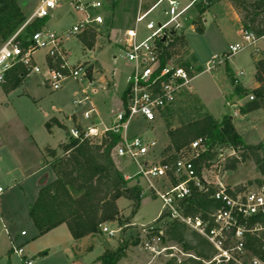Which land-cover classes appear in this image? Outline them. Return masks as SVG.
Masks as SVG:
<instances>
[{"label": "rangeland", "instance_id": "rangeland-1", "mask_svg": "<svg viewBox=\"0 0 264 264\" xmlns=\"http://www.w3.org/2000/svg\"><path fill=\"white\" fill-rule=\"evenodd\" d=\"M16 1L26 21L41 0ZM100 1L103 2L105 11L97 13L105 17L106 24L100 31L89 29L72 37L65 41L64 48L71 66H87L88 78L91 80L96 76L100 84L106 86L91 99L102 115L109 113L114 116L123 111L120 96L126 89L130 71L125 61L120 58L114 60V56L122 54L118 39L133 25L137 1ZM181 1L185 5L190 2ZM229 4L226 0H215L203 15L198 16V19L203 21V32H197L195 25L194 28L187 27L185 31L188 45L181 46L178 63L190 62L191 56H194L197 60L194 63L195 68L201 69L196 70L191 91L182 95L171 111L157 118L151 127L141 119L131 120L129 135H139L156 142L150 161L176 160L180 152L174 153L167 144L169 129L207 115L216 119L226 115L232 117L236 130L247 144L257 145L264 141V111H256L251 116L242 115L239 108L249 101V97L239 99L238 96H230L237 85L249 91L255 88V60L262 58L264 43L257 45L259 51L250 46L226 58L230 45L243 43V35L235 21L234 12H237L234 8L233 12L232 5ZM196 16L195 8L188 12V18L193 24ZM237 16L240 18L238 14ZM79 18L80 15L74 13L70 5L65 4L46 20V30L61 33ZM3 43L0 40V46ZM44 56L43 50L35 54V59L41 67L40 73H30L9 94L0 87V187L3 189L0 196V213L8 230V234L4 233L0 224V264H23L21 259L11 252L10 239L16 247L24 249L33 264H65L64 253L65 248H68L65 235L69 241L71 239L66 226L57 232L38 236V230L30 217V207L37 198L41 182L44 180L45 184H49L54 179V172L45 161V147L59 151L60 144L66 140L67 132L64 128L55 129L53 134H49L45 122L52 117L64 120L66 129L70 132L73 125L66 119L67 116L76 113L77 117L84 121L83 113L89 106L86 103L77 106L74 101L81 96V87L85 88L87 82L68 80L61 90L52 91L45 82L48 75ZM214 57H218L217 66L211 71H206L207 63ZM228 69L231 71L230 77L227 74ZM240 71L244 72V76L239 77V84H236L234 76ZM91 121L97 124L94 118ZM237 155V152L228 147L217 148L216 159L209 166L201 168L203 180L210 184L222 182L231 187L264 183V175L259 173L251 161L240 164L235 171L225 170L227 159ZM137 170V167L132 165L126 169V173L136 181ZM140 185L144 191L146 185L141 178ZM118 201V207L124 217L119 218V222L131 219L138 227H127L114 222L108 227L111 230L122 228L117 237L110 239L102 233L97 236L100 242L111 250L117 249L121 243H129L128 257L120 260L118 264H165L171 256L180 260L187 258L188 255L173 244H163L158 239H147L150 229H164L170 221L168 218L158 221L162 207L159 199L149 196L145 191L138 208L132 207L125 198ZM141 225L144 227H140ZM22 232H25L24 236L21 235ZM97 247L93 255L101 253ZM168 250H171L172 254H168Z\"/></svg>", "mask_w": 264, "mask_h": 264}, {"label": "built area", "instance_id": "built-area-1", "mask_svg": "<svg viewBox=\"0 0 264 264\" xmlns=\"http://www.w3.org/2000/svg\"><path fill=\"white\" fill-rule=\"evenodd\" d=\"M133 25L127 28L118 39L120 56L129 66L127 84L122 94L123 111L113 117L109 127L99 128L91 120L98 115L91 97L97 95L105 86L94 77L88 78V67L77 68L70 65L64 48L65 41L86 32L89 29L100 31L105 25L104 16L97 11L104 10L100 0H41L31 16L20 28L0 46V87L7 81L9 73L18 64L23 65L28 75L40 73L41 67L35 59L39 50L45 51L44 63L48 78L45 80L52 91H58L68 80L82 82L81 96L74 101L75 105L87 104L89 109L83 118L89 124L70 131L75 139H86L92 143H100L107 133L119 135L121 140L112 149V157L131 162L137 167V184L140 178L144 181L146 193L162 203L160 216L169 220L178 219L191 229L204 236L216 251L212 262L216 264L233 262L235 264H264V260L253 256L246 250V235H258L264 230L260 222L249 225L256 218H264V183L244 184L235 187L222 182L206 183L198 174L195 161L206 152L204 140L199 138L187 149L180 151L174 161H150L151 153L156 147L155 141H149L139 135L128 134L132 119H141L152 125L157 118L170 111L182 95L191 91V83L196 76L194 63L185 66L178 63L182 47L176 40L185 36L187 27L194 28L188 18V12L199 2L206 0H190L184 4L181 0H136ZM68 4L80 18L69 29L61 33L48 31L44 28L25 36L27 28L37 20H48L53 13ZM243 43L230 45L226 58L243 51L247 47H256L264 43V35L256 37L243 32ZM257 51L258 48H257ZM256 59V58H255ZM188 62V61H187ZM186 62V63H187ZM218 64V57L207 63L206 71H211ZM244 72L237 73L235 83ZM253 100V96H249ZM211 164V162H209ZM141 186V185H140ZM210 186L215 187L212 198L219 207L209 215L208 221L199 217L184 218L180 212L181 201L192 195L193 189L207 192ZM3 189L0 187V196ZM3 231L8 234L7 225L0 216ZM121 228L111 230L104 224L102 234L113 239ZM22 236L25 232L21 233ZM11 251L23 264H33L23 248L15 246L10 239ZM148 247V246H147Z\"/></svg>", "mask_w": 264, "mask_h": 264}, {"label": "trees", "instance_id": "trees-1", "mask_svg": "<svg viewBox=\"0 0 264 264\" xmlns=\"http://www.w3.org/2000/svg\"><path fill=\"white\" fill-rule=\"evenodd\" d=\"M214 1H201L195 5L197 16L194 25L197 32H203V21H200L198 16L203 15ZM226 1L240 16L243 32L251 33L256 37L264 35V0ZM24 21L23 11L16 0H0L1 42L11 37ZM45 24L46 20L35 21L27 28L25 36L41 30ZM176 42L182 47L188 45L185 36L178 38ZM196 61V58L191 56L190 62L183 64L189 66V63ZM196 70L201 71V69ZM227 74L228 77L231 76L229 69ZM27 76V69L18 64L9 73L3 86L7 90H13ZM254 81L257 87L251 91L237 85L230 95L238 96L239 99L253 96V100L247 101L239 108L242 115L258 110L264 111V52L262 58L255 60ZM55 126L63 127L56 119L46 123L48 131ZM76 127L81 130V126L76 125ZM167 134L169 148L174 153L180 152L199 138L204 140L206 152L195 161L199 175L202 167L209 166V162L216 159L219 147H228L238 153L237 156L227 159L224 165L226 171H235L240 164L251 161L256 165L259 173L264 175V141L257 145L247 144L244 137L236 130L233 118L230 116L216 119L207 115L174 129L170 128ZM120 140L119 135L112 133H107L100 143L70 137L66 144L60 146L61 155H58L57 150L49 146L45 147V158L49 160L48 165L54 172L55 179L49 184L42 185L37 199L30 207V217L38 230V236H43L63 224L67 226L75 240L98 236L102 233V225L119 222L120 210L117 201L120 198L127 199L134 208L139 207L143 199L141 186L137 183L130 185L131 179L125 177L112 157V149ZM163 160L169 161V159ZM214 192V186H210L207 192L194 188L192 195L180 203L182 217L191 219L199 217L204 222L208 221L209 215L219 207V203L212 198ZM164 218L162 215L158 221ZM256 222L264 224V218L253 219L249 225L252 226ZM129 223V220H125L120 224L125 226ZM147 239H158L163 244H173L188 255L183 260L171 256L165 264H216L212 262L216 251L208 240L178 219L170 220L164 229H150ZM245 246L253 256L264 260V230L258 235L247 234ZM128 247L129 243L125 242L119 244L115 250L106 249L98 261L101 264H118L120 260L127 258ZM167 253L172 254L171 250Z\"/></svg>", "mask_w": 264, "mask_h": 264}, {"label": "crops", "instance_id": "crops-1", "mask_svg": "<svg viewBox=\"0 0 264 264\" xmlns=\"http://www.w3.org/2000/svg\"><path fill=\"white\" fill-rule=\"evenodd\" d=\"M106 1V0H105ZM107 1H109V0H107ZM110 1H112V2H114V3H116V2H118V1H120V0H110ZM230 5V4H229ZM231 6V5H230ZM136 8V7H135ZM231 8L233 9V7L231 6ZM104 11H105V7H104ZM233 12H234V9H233ZM234 15H235V21L238 23V25H239V28H240V33L242 34L243 33V29H242V25H241V22H240V18L237 16V14L234 12ZM105 18V17H104ZM134 20V19H133ZM132 20V21H133ZM48 22V21H47ZM47 22H46V24H47ZM46 24L43 26V28L44 29H46ZM105 24H106V19H105ZM129 28V27H128ZM94 57V56H93ZM115 57V56H114ZM196 58V57H195ZM95 79H97V81H98V78L96 77V76H93ZM98 82H100V81H98ZM107 82V81H106ZM101 85H102V83H101ZM103 86H105V85H103ZM257 86V84H255L254 85V87H256ZM2 88H3V90H4V92L6 93V94H9V93H11L13 90H7L3 85H2ZM105 88H106V86H105ZM105 88H103V89H101V90H104ZM100 90V91H101ZM121 98H122V95L120 96V100H121ZM242 104V103H241ZM241 106H243V105H241ZM94 107H95V105H94ZM95 109H96V111L98 112V115L97 116H94L93 118L96 120V122H97V126L99 127V128H104V127H109L110 125H111V123H112V121H113V117L114 116H112V115H109V113H107V114H104V115H102L98 110H97V108L95 107ZM259 111V110H258ZM255 112H252V113H250V114H246V115H248V116H251V115H253ZM51 119H56L57 121H59L61 124H62V128H59V127H57V126H55V127H53L50 131H48L49 132V134H53L54 133V130L55 129H61V130H64L65 129V131L67 132L65 135H66V140H65V142H63V143H61L60 144V146L61 145H63V144H66L67 142H68V139L71 137V136H69V137H67V134H69L70 135V132H68L67 131V129H66V124H65V121L64 120H60V119H58V118H56V117H52V118H50V119H48L46 122H45V127H46V123L47 122H49ZM66 119H68L71 123H72V125H73V128H75L76 127V125H79V126H87L89 123L86 121V120H84V121H81L78 117H77V115H76V113H72V115L71 116H67L66 117ZM84 119V118H83ZM94 123V122H93ZM149 125V124H148ZM150 126V125H149ZM151 127V126H150ZM64 128V129H63ZM130 136H134V135H130ZM167 144H169V139H168V141H167ZM60 146H59V148H60ZM56 150V149H55ZM57 153H58V155H61L62 154V152L60 151V149H59V151L57 150ZM114 159V161H115V163H116V165L123 171V173H124V175H125V177L127 178V179H131V182H130V185H134L135 183H137V180L136 181H134L132 178H130L131 176L130 175H128L127 173H126V169L128 168V167H132V163L131 162H129V161H125V160H118V159H115V158H113ZM46 162H47V164H48V162H49V160L47 159V160H45ZM54 179H55V174H54ZM53 179V180H54ZM52 180V181H53ZM51 181V182H52ZM43 184H45V181L43 180L42 182H41V187H42V185ZM40 187V188H41ZM40 188H39V191H40ZM39 191H38V194H39ZM38 196V195H37ZM37 199V198H36ZM118 202L119 201H117V206H118ZM130 203V202H129ZM130 205H131V203H130ZM132 206V205H131ZM119 208V207H118ZM120 210V209H119ZM0 216L3 218V220H4V217L2 216V214L0 213ZM159 217H160V213H159ZM120 219L122 218V219H124V217H123V213H122V211L120 210V217H119ZM159 219V218H158ZM128 220H130V223L128 224V225H125V226H127V227H134V228H137L138 226H135V223L134 222H132L131 221V219H128ZM5 222V221H4ZM114 222H118V221H114ZM114 222H110V223H107V226H109L111 223H114ZM63 226H66L65 224H63V225H61V226H59V227H57V228H55V229H53V230H51L50 232H48V234H50V233H54V232H57L59 229L61 230V228H63ZM140 227H144L143 225H141ZM66 228H67V226H66ZM67 230H68V228H67ZM121 230H122V228H121ZM68 232H69V230H68ZM5 233V232H4ZM61 233L62 234H65L64 233V231H61ZM69 234H70V232H69ZM71 235V234H70ZM105 235V234H104ZM65 239H66V241H67V243H68V248H65L66 249V251H65V257H66V262H65V264H101V262H99L98 261V258L105 252V250L106 249H108V248H106V246L104 245V244H102L101 242H100V240L97 238V236H88V237H85V238H82V239H79V240H75L72 236H71V239H70V241L66 238V235H65ZM98 246V247H97ZM96 247L98 248V249H100L101 250V253L100 254H98V255H93V252H94V250L96 249ZM12 252V251H11ZM128 257V256H127Z\"/></svg>", "mask_w": 264, "mask_h": 264}, {"label": "water", "instance_id": "water-1", "mask_svg": "<svg viewBox=\"0 0 264 264\" xmlns=\"http://www.w3.org/2000/svg\"><path fill=\"white\" fill-rule=\"evenodd\" d=\"M70 135L69 134H67V137H69Z\"/></svg>", "mask_w": 264, "mask_h": 264}]
</instances>
